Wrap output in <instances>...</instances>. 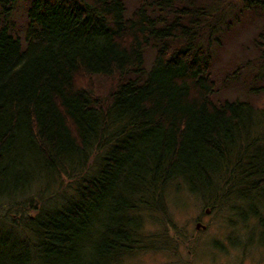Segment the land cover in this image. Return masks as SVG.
<instances>
[{"label": "trees", "instance_id": "obj_1", "mask_svg": "<svg viewBox=\"0 0 264 264\" xmlns=\"http://www.w3.org/2000/svg\"><path fill=\"white\" fill-rule=\"evenodd\" d=\"M23 1L20 27L0 0V264L174 250L184 190L229 223L253 218L264 246L260 120L213 66L220 34L260 17L236 86L263 91L264 0Z\"/></svg>", "mask_w": 264, "mask_h": 264}, {"label": "rangeland", "instance_id": "obj_2", "mask_svg": "<svg viewBox=\"0 0 264 264\" xmlns=\"http://www.w3.org/2000/svg\"><path fill=\"white\" fill-rule=\"evenodd\" d=\"M128 1L132 3L137 0ZM233 1L235 9H239L240 1ZM26 6L27 3L23 0H15L9 21L12 20L23 27L22 20ZM260 24V17H252L246 13L239 15V22L234 24V32L220 34L222 46L214 50L217 57L213 66L214 69L225 68L220 86L221 95H227L232 99L239 97L252 100L255 113L260 120L256 133L264 138V89L258 94L248 95L244 87L236 86L239 82L246 85L251 78V76L244 77L250 73V70L243 69L244 67L238 69L246 61V57L240 52L243 44L250 46L248 40ZM248 50L249 55L253 53L249 58L256 56L255 52L251 53V48ZM152 57L153 51L148 50V60L152 61ZM173 196V203L168 204L175 227L173 234L174 238L177 235L184 236V240L177 238L178 242L174 250L170 248L139 251L124 256L118 264H264V246L256 242L257 226L253 218H249L245 223L235 218L236 221L229 223L227 211L213 212L203 205L199 197L189 194L186 190ZM197 222L200 223V227H195ZM159 227L157 221L147 222L145 225L147 232L153 233L157 232Z\"/></svg>", "mask_w": 264, "mask_h": 264}, {"label": "water", "instance_id": "obj_3", "mask_svg": "<svg viewBox=\"0 0 264 264\" xmlns=\"http://www.w3.org/2000/svg\"><path fill=\"white\" fill-rule=\"evenodd\" d=\"M199 225H200V223L197 222L195 227H200ZM201 226H202L203 228H205V226H203V225H201Z\"/></svg>", "mask_w": 264, "mask_h": 264}]
</instances>
